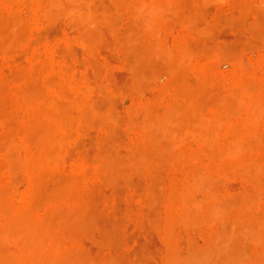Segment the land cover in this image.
<instances>
[{"label": "rangeland", "instance_id": "rangeland-1", "mask_svg": "<svg viewBox=\"0 0 264 264\" xmlns=\"http://www.w3.org/2000/svg\"><path fill=\"white\" fill-rule=\"evenodd\" d=\"M0 264H264V0H0Z\"/></svg>", "mask_w": 264, "mask_h": 264}]
</instances>
